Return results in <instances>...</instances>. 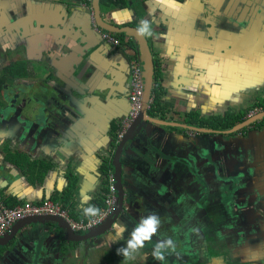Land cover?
I'll return each mask as SVG.
<instances>
[{"label": "crops", "instance_id": "crops-1", "mask_svg": "<svg viewBox=\"0 0 264 264\" xmlns=\"http://www.w3.org/2000/svg\"><path fill=\"white\" fill-rule=\"evenodd\" d=\"M101 15L117 25L136 23L140 28L141 21L149 22L144 34L161 65L165 90L160 107L151 115L156 121L181 126L192 125L193 114L199 118L226 111L238 115L264 97V0H125V7L104 9ZM106 33L94 24L89 0H0V54L11 52L12 56L1 68L20 63L21 75L29 81L27 96L39 99L32 109L43 118L38 123L26 121L30 132L24 137L0 130V143L8 141L12 150L26 154V162L20 165L0 154L1 201L18 205L54 197L61 202L66 193L70 200L65 210L77 220L91 217L86 216V208H99L103 159L111 158L113 127L117 129V121L127 112L125 51L116 50L104 37ZM10 122L18 125V119ZM144 126L145 133L133 144L164 168L152 177L150 169L140 164L142 158L127 153L145 172L126 166L125 183L137 191L139 215L177 225L167 208L162 212L156 205L163 195L153 184L164 176L171 188L185 187L193 198L188 193L192 184L184 158L189 132H194L158 122ZM254 129L250 125L246 132L223 135L220 140L233 154L226 159L225 177L243 179L234 194L247 195L250 218L245 216V221L256 226L251 215L261 208L257 200L264 193V129ZM40 161L45 165L40 166ZM68 174L75 177L71 193L67 192ZM211 188L215 189L214 184ZM207 193H202L205 199L198 195L196 200L203 205L208 198L216 202V196ZM207 211L209 217L211 209ZM125 223L103 236L128 241L134 230ZM98 240L68 242L55 226L31 224L5 248L0 264H66L67 258L69 264H82L91 259ZM216 242L226 244L221 237ZM229 247L226 250L225 245V253L236 263L235 245ZM137 251L143 255L138 249L134 256ZM209 256L214 264H226L221 251L209 250Z\"/></svg>", "mask_w": 264, "mask_h": 264}, {"label": "rangeland", "instance_id": "rangeland-1", "mask_svg": "<svg viewBox=\"0 0 264 264\" xmlns=\"http://www.w3.org/2000/svg\"><path fill=\"white\" fill-rule=\"evenodd\" d=\"M103 12L104 8L101 9V13ZM11 57V52H6L4 55L0 54V69L7 63V59H10ZM8 69L9 68H7L3 72L5 80H9L8 82H6L7 87H4L3 95L0 96V104L1 102L5 104V106L4 104L0 105V122H6V119L2 115V113L5 109H7V107L10 108L14 106V103L16 104V102H18L19 104L15 108L23 109V106H25V103L27 102L25 99V93L27 90L23 89L24 85L20 86L21 82L23 81L13 82L14 80L10 77ZM13 95H15V98L13 97ZM263 100L264 97L261 99V101ZM249 110L252 109L247 108L246 111L249 112ZM9 112L10 111L8 109V113ZM248 114H246L245 117H247ZM189 134L190 135H188L187 132V135L189 137H193L196 135L192 132H189ZM188 145H190V142H188ZM4 148H7L9 151H14L10 148V144L8 143V141H3L2 143H0L1 155H5ZM192 151H194V148L192 149ZM198 156L201 162H198V164H196L192 168L193 171H189L188 177L190 174H200V177L202 179L203 175L205 177V180L207 178L206 188H204L203 186L205 183L203 184V182L201 183L199 181L191 180L192 185L188 188V193L189 195L193 193V198L195 199L196 196L202 195L203 192H205L206 196V193L208 192L210 195H212L210 197L216 196V202H214V199L212 198H208L205 205L201 204V202H199L198 200H196V202L190 201L188 202V205H190L191 208L184 214L183 205L185 204V195L181 193L179 189L171 188V185H168V182H166L168 179H166L164 176H161V178L159 176L157 180L155 179V186L153 184V187L163 196L161 201L158 193L157 197L159 198L158 202L160 203H157L156 205L162 212H164L166 210L165 208H167V213L170 214V220H174L176 223L180 224L179 231L173 232L171 235V232L175 230V227L172 226L169 222L167 223L161 221L158 217H155L158 221L157 230L152 235V240L145 241L144 247L140 249L141 253H143L142 256H139L140 253L138 251L136 253L139 254L133 256L130 259L125 258L123 255H118L117 249L121 247L126 248L127 241L120 239L112 241V238L110 240V238L108 237L105 238L106 236H100L104 238L102 239L99 237L98 243L94 246L95 250L93 252V255L91 256V259L86 262L83 261L82 264H138V259L139 261H143L139 264H214V262L212 263L213 260L207 257V255L209 256V250H216L219 252L222 251L225 253V251L230 248L229 244L230 246L235 245V252L233 256L237 257L235 258L237 262L233 263L230 260L227 262L233 264H257L260 262L264 263V236H262L264 235V226L262 225L259 227L258 225L256 226V229H254V227H252L249 222L245 221V216H248L250 218V208L248 207L249 200H247L246 198L247 195L239 194L238 196L234 194L233 188L227 189L225 185L231 182H224L222 181V178L212 176L215 173L217 174V172L219 170H222V168L217 165V167H210L208 169L207 163H205L204 159V156L207 157V155ZM214 161L217 164H220L219 159H214ZM196 167H199V169H196ZM163 168L164 167L162 165L157 168H151L150 173L152 177H154L155 175L154 172H159ZM222 172H219L221 177L223 176ZM227 180L230 181L229 179ZM178 184L181 185V183ZM212 184H214L215 189L211 188L212 190H210ZM217 189L221 190L222 192H217ZM263 197L264 196L262 195L261 199H263ZM230 198L233 200L231 201ZM235 198L236 202H234ZM224 199H226L227 202L224 204V207H222L220 205L222 204V201H224ZM228 199L230 201H228ZM212 205L214 206L213 208H211ZM197 208H199L198 211H196ZM208 208H210L212 212L209 217L207 211ZM216 208L221 209V211H223L224 213H214V210ZM159 210L158 215H160ZM236 213H239L240 215ZM259 215L260 213H257L255 216L251 215V218L258 219L257 216ZM146 219L147 217L145 216L144 219L141 220V223ZM202 223L204 225H207V231L204 230ZM237 224L239 226L237 227L238 230L236 231L234 229ZM134 227L135 225L132 228ZM235 231L237 234V238L233 236V233ZM204 232L207 234L206 239ZM111 234L114 236V232H112ZM244 235L245 238H243ZM169 236L173 240H175L174 244L167 238ZM208 237H211L213 239L212 242L217 241V237L225 239L226 244H224V246L226 245V250H222V246H220L219 244L208 242ZM131 238L132 235L127 240H130ZM158 246L160 248H165L161 249L160 251V248ZM243 248H245L244 251H242ZM156 252H159L160 255L163 256V260L157 259L155 257L154 253ZM69 262L70 261L67 258L66 264H69ZM227 262L226 264H229Z\"/></svg>", "mask_w": 264, "mask_h": 264}, {"label": "water", "instance_id": "water-1", "mask_svg": "<svg viewBox=\"0 0 264 264\" xmlns=\"http://www.w3.org/2000/svg\"><path fill=\"white\" fill-rule=\"evenodd\" d=\"M89 6L91 11L92 20L94 21L96 27L99 29L100 32H110L113 34H123V36L126 37L127 40H132L133 44L135 45V48L132 49L131 47H127L126 44L123 46V49L126 53H135L138 55L139 60L142 63V75H143V95L141 100V108L137 115V117L132 121V123L129 125L127 130L125 131L123 137L115 143L113 149V153L111 154L110 158V165L111 170L115 179V186H116V205L111 212V214L97 227L89 230L87 233L78 234L75 233L70 229L68 224L59 217L54 216H36V217H25L17 220L10 230L7 232L5 236L0 237V260L5 258V248L9 247L10 244H12L13 241L17 239V234L25 227L31 225V224H38V225H51L55 226L56 228L61 230V235L65 237V240L68 242L73 243H80L88 240L93 239H99L100 236H103L105 233L109 232L111 229L114 228L118 223H122L125 221L128 222L129 227H135L133 230L137 228V225L141 224V220L144 219V215H139V213L136 211V199L138 197L137 191L131 189L135 188L134 185L131 186L129 189L126 186L125 183V167L131 168L133 170L137 171H144L141 169V166L146 167L148 170L151 168H157L159 167V163L156 162V159L153 161L150 160L147 155V152L140 151L137 146H135L133 143L135 142L136 137H138L139 134L145 133V126L144 124H155L156 122L161 123V125L165 126H171V127H180L183 130H189L193 131L196 135L193 137H189L188 142H190L189 150L186 158L184 160L189 165L190 171H193V167L198 164V162H201L199 160L198 155H207V157L204 156L205 163H207L208 169L210 167H217L220 166L223 170H219L217 174H213L212 176H216L218 178H222L221 180L224 182H231L225 185L227 189L238 187V185L241 184V176L236 175L234 177L226 178V171H227V162L230 158H233V154L231 153L230 149L222 145L220 138L223 135H231L238 131H241L243 128L248 127L254 123L259 122L260 118L264 117V111L252 116V117H246L244 121L241 123L235 125L233 128L225 131H216L212 129H204L195 126L193 123L192 125H181L177 123H170V122H162V121H156L153 119L154 117H151V114L149 113V107L151 104V98H152V89H153V77H154V68H155V51L152 49V41L149 40L144 33H141L138 31L139 27L137 26H125L121 27L119 25L111 24L107 21H105L102 18L101 13V0H89ZM117 36V35H116ZM118 39V38H117ZM151 42V43H150ZM128 43V42H126ZM151 44V45H150ZM31 101L33 102V105H27L23 106V109H16L15 107H10L4 110L2 115L5 117L6 125H3L0 123V130L3 132H8V134L12 132H16L19 136L24 137V133H29L30 129H26V121H33L35 123L41 122L42 115L39 110L32 109L33 107H36L37 102L39 103L38 98L30 97ZM69 105H72V102L70 100H67ZM9 109V113H8ZM16 109V110H15ZM76 112L78 111L77 108ZM43 109L42 111H44ZM127 112L123 117H120L117 121L118 123L120 120H122L126 116ZM17 120L18 119V125L12 124L11 120ZM20 123V124H19ZM4 126V127H3ZM16 129H13V127ZM3 127V129H2ZM6 127V128H5ZM5 128V129H4ZM30 128V127H29ZM146 141V140H144ZM112 144V143H111ZM134 146V147H133ZM148 146V145H147ZM194 148V151L192 149ZM19 152V151H17ZM127 153H133L132 155L135 156L136 159L141 160L140 164L136 163L135 161H132V158L128 157ZM214 159H219L220 164L216 163ZM226 159H228L226 161ZM153 164V165H152ZM203 165V164H202ZM196 169H199V167H196ZM146 170V169H145ZM145 172V171H144ZM222 172L223 176L221 177L220 173ZM243 175V174H242ZM106 175L103 174V178H105ZM131 174H128V177H130ZM191 180L203 182L204 188H206V180L205 177L202 175V179L200 177V174H190ZM229 179L230 181H228ZM129 180V179H127ZM130 180H134V176H131ZM243 180V179H242ZM180 192L185 195V204L183 205V212L184 214L188 212V210L191 208L190 205H188V202H196L197 196L194 198H189L185 192V187L183 189L179 188ZM131 191V193H130ZM220 192H222L220 190ZM200 196V195H199ZM234 197V195H233ZM231 199V198H230ZM233 199H231L232 201ZM228 201H230L228 199ZM200 202V201H199ZM202 204V202H201ZM238 214V213H236ZM140 221V222H139ZM166 221V220H165ZM139 223V224H138ZM179 225H172L175 227V230L171 232V235L173 232L179 231ZM49 228V227H48ZM170 242L173 244L175 243V240H173L170 236L167 237ZM152 240V238H151ZM159 247V246H158ZM160 248V247H159ZM161 251V248H160ZM7 252V251H6ZM172 253V252H171Z\"/></svg>", "mask_w": 264, "mask_h": 264}, {"label": "built area", "instance_id": "built-area-1", "mask_svg": "<svg viewBox=\"0 0 264 264\" xmlns=\"http://www.w3.org/2000/svg\"><path fill=\"white\" fill-rule=\"evenodd\" d=\"M104 37L114 46L118 44L117 38H112L107 33L104 34ZM129 54L128 111L126 116L118 123V127L115 131V143L123 137L125 131L137 117L141 108L143 95L142 63L138 55L132 52ZM262 111H264L263 108L254 107L252 110H249L247 117H252ZM104 181L106 182V191L101 198V203L99 205L100 212L97 216H91L88 220H74L70 217L69 212L62 207L61 202L51 199H46L39 203L24 202L14 207L5 206L0 200V237L5 236L17 220L36 216L59 217L63 219L75 233H87L89 230L99 226L111 214L116 205V186L111 169H108Z\"/></svg>", "mask_w": 264, "mask_h": 264}, {"label": "trees", "instance_id": "trees-1", "mask_svg": "<svg viewBox=\"0 0 264 264\" xmlns=\"http://www.w3.org/2000/svg\"><path fill=\"white\" fill-rule=\"evenodd\" d=\"M143 1V0H141ZM101 7L104 8V9H108V10H111L112 8H123L125 7V0H101ZM130 26H137L139 27L136 23H130L128 24ZM117 37L118 40L121 42V43H125L127 47H131L130 44H133V41L132 40H127L125 36H123V34H117ZM115 37V38H117ZM128 42V43H126ZM134 48H135V45L133 44L132 45ZM133 48V49H134ZM154 65H155V68H154V77H153V89H152V98H151V104H150V107H149V113L150 114H154L156 112V109H158L160 107V101H161V97L163 96L165 90L164 88L162 87L161 85V81H162V71H161V65L159 64V62L155 59L154 61ZM23 65V63H22ZM20 66V63H17L16 65H13V67L11 66L10 68H13V69H8L9 71V74L11 76H21V67H18ZM23 75V74H22ZM2 81V80H0ZM254 107H260V108H263L264 109V100L261 101L259 100L257 104L253 105ZM253 106H251L250 108H254ZM248 111H245L244 113H239L238 115H235L233 112H230V111H226L224 112L223 114L221 115H218V114H214V115H211L209 116L208 118H199L196 114H193L190 116L191 119H193V122L195 124V126L197 127H200V128H204V129H212V130H216V131H225V130H229L231 128H233L235 125L241 123L242 121H244L246 118H245V115L247 114ZM257 123H254L252 124V128H255V126ZM116 128L113 127V140H112V144L111 146L114 147L115 145V131ZM247 130V127L243 128L241 131H238L234 134H237V133H240V132H246ZM234 134H231V135H234ZM5 150V158L12 162V163H15V164H22V162H26V154L24 153H20V152H17V151H9L7 148H4ZM40 166L42 165H45L44 163H42L40 161ZM111 168V165H110V157H105L103 159V164H102V172L104 175L107 174V171L108 169ZM67 178H68V181H69V185H68V189H67V192L68 193H71V190L72 188H74V183H75V177H73L72 175L68 174L67 175ZM106 182L104 181L103 184H102V191L103 193L106 191ZM64 197L61 198V204H62V207L64 209L68 208V202H69V198L67 197L68 194L64 193L63 194ZM203 195H200L199 199H201ZM198 197V196H197ZM203 199H205V196L202 197ZM202 199V200H203ZM53 201H58L57 199H55L53 197V199H51ZM3 204L7 207H14L15 205L14 204H9L8 202H6L5 200H2ZM227 202L226 199H224V201H222V204L220 206L224 207V204ZM214 206L212 205L211 208H213ZM216 214L219 213H224L223 211H221V209H215L214 210ZM69 215L71 216V214L69 213ZM211 215V214H210ZM71 218H74L71 216ZM74 220H77L76 218H74ZM204 230L207 231V225H205L204 227ZM206 237H207V234H206ZM208 241L213 243V239L211 237H208ZM216 244H218V242H214ZM225 246L224 244H222V250H224ZM216 252H219V251H216ZM1 254V253H0ZM221 254H223V260L225 262L229 261V257L226 255V253L222 252L221 251ZM229 263V262H227ZM231 264V263H229Z\"/></svg>", "mask_w": 264, "mask_h": 264}, {"label": "clouds", "instance_id": "clouds-1", "mask_svg": "<svg viewBox=\"0 0 264 264\" xmlns=\"http://www.w3.org/2000/svg\"><path fill=\"white\" fill-rule=\"evenodd\" d=\"M139 32L145 33L149 31V22L147 20L141 21V27L138 29ZM86 216H97L100 212L98 207H88L84 210ZM158 221L155 217H149L146 220H143L141 224L132 232V238L127 241V247H121L117 249L118 255H123L125 258H132L133 253L144 247L145 241H149L152 238V235L157 230ZM119 225H116L117 228ZM157 259L163 260V256L159 252L154 253Z\"/></svg>", "mask_w": 264, "mask_h": 264}, {"label": "flooded vegetation", "instance_id": "flooded-vegetation-1", "mask_svg": "<svg viewBox=\"0 0 264 264\" xmlns=\"http://www.w3.org/2000/svg\"><path fill=\"white\" fill-rule=\"evenodd\" d=\"M94 22V21H93ZM95 24V23H94ZM111 24H114V23H111ZM115 25H117V24H115ZM119 26H121V27H125V26H130V25H126V24H123V25H119ZM109 36H111L112 38H115V37H117L116 35L117 34H113V33H110V32H108L107 33ZM117 38H119V37H117ZM125 45V43L123 42V43H121L119 40H118V44L115 46V49L117 50V49H120V48H122V50H124L123 49V46ZM133 44H130V46H131V48L133 49L134 47L132 46ZM114 49V50H115ZM123 54H125L126 56V59H127V61H126V59H125V62H127V81L125 82V84H126V86H127V91H126V102H127V111H128V94H129V65H130V54H128V53H126V52H124ZM154 56H155V54H154ZM15 65H16V63H15ZM11 67V65H6V66H4V68H1L0 69V80H2V81H0V96H2L3 95V90H4V87H7V85H6V82H8V80L6 79L5 80V77L3 76V72L7 69V68H9V69H13V68H10ZM12 67H13V65H12ZM18 67H20V66H18ZM10 75V74H9ZM10 77L14 80L13 82H15V81H23V82H21V85L20 86H23V89H26L28 86H29V81L27 80V78L25 77V76H11L10 75ZM11 80V79H10ZM124 82V81H123ZM22 89V90H23ZM26 93H27V91H26ZM25 93V94H26ZM28 94H26V97H25V99H26V103L25 104H27V105H33V102L31 101V99H29V97L27 96ZM13 97L15 98V95H13ZM1 104H4V103H2L1 102ZM0 104V105H1ZM19 103L18 102H16V104L14 103V106H12V107H16L17 105H18ZM4 106H5V104H4ZM8 108V107H7ZM258 114V113H257ZM152 115V114H151ZM257 126H255V129L254 130H256V129H264V117L263 118H260V120H259V122H257V124H256ZM257 131V130H256ZM263 191H264V188H263ZM262 193V195L264 196V193L263 192H261ZM255 197V196H254ZM257 202L258 203H260V207H261V209H262V215H259V216H257L258 217V219L257 218H254V221H253V223L254 224H256V226H258L259 225V227L260 226H264V197H263V202L261 201V199L258 197V200H257ZM259 210H256V213H261V210H260V208H258ZM199 210V208H197L196 209V211H198ZM256 219H257V222H256ZM240 223V222H239ZM238 223V224H239ZM245 223V222H244ZM237 224V226L235 227V229L234 230H238L237 229V227L239 226ZM250 226V225H249ZM252 227H254V229H256V226H254V225H251ZM236 231L233 233V236L234 237H236L237 238V234H236ZM256 232H258V231H256ZM255 232V233H256ZM243 238H245V235L243 236ZM257 264H264V263H262V262H260V263H257Z\"/></svg>", "mask_w": 264, "mask_h": 264}]
</instances>
